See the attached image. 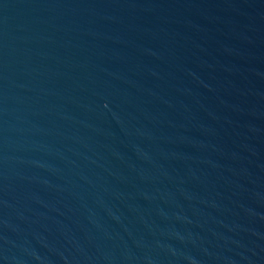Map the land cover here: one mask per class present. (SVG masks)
<instances>
[{
    "label": "water",
    "instance_id": "1",
    "mask_svg": "<svg viewBox=\"0 0 264 264\" xmlns=\"http://www.w3.org/2000/svg\"><path fill=\"white\" fill-rule=\"evenodd\" d=\"M0 264H264V0H0Z\"/></svg>",
    "mask_w": 264,
    "mask_h": 264
}]
</instances>
